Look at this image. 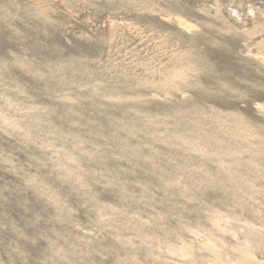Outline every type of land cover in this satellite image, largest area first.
I'll return each instance as SVG.
<instances>
[{"label":"rangeland","instance_id":"1","mask_svg":"<svg viewBox=\"0 0 264 264\" xmlns=\"http://www.w3.org/2000/svg\"><path fill=\"white\" fill-rule=\"evenodd\" d=\"M0 264H264V0H0Z\"/></svg>","mask_w":264,"mask_h":264},{"label":"bare ground","instance_id":"2","mask_svg":"<svg viewBox=\"0 0 264 264\" xmlns=\"http://www.w3.org/2000/svg\"><path fill=\"white\" fill-rule=\"evenodd\" d=\"M189 4L195 3L196 0H186ZM260 1V0H259ZM262 1V0H261ZM201 4V3H200ZM261 4V3H260ZM262 5V4H261ZM237 12V11H236ZM237 16V15H236ZM252 256V255H251Z\"/></svg>","mask_w":264,"mask_h":264}]
</instances>
